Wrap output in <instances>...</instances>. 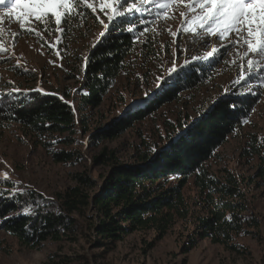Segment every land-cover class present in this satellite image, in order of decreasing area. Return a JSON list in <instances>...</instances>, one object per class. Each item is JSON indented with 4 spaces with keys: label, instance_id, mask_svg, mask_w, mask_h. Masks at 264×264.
<instances>
[{
    "label": "rangeland",
    "instance_id": "374dc122",
    "mask_svg": "<svg viewBox=\"0 0 264 264\" xmlns=\"http://www.w3.org/2000/svg\"><path fill=\"white\" fill-rule=\"evenodd\" d=\"M88 2L93 8L79 4L74 9L76 14L62 24L66 29L62 35L56 30L54 18L50 24L37 25L30 21L21 29L15 16L0 12V47L6 49L0 53V92L13 88L23 92L42 89L39 92L67 95L76 115L74 141L68 145L45 146L44 142L53 140L30 134L16 123L0 121V178L10 179L20 190L32 189L54 197L76 185L78 173H85L99 186L108 171V163H132L147 147L162 146L180 126L217 98L231 92L249 93L247 83H235L247 69V60L242 58L245 48L224 50L221 46L225 41L215 37H209L205 46L198 38L194 39L193 34L184 32L185 18L181 13L186 12V7L179 0L164 9L158 4H140L137 0L138 7L147 9L138 12L145 14L143 21L147 31L141 33L137 49L127 59L101 105L95 109L82 108L78 90L85 56L105 32L104 24L112 14L110 9L102 8L100 0ZM132 2L129 0L119 10L126 11ZM30 27L35 30L29 31ZM217 47L221 51L213 59L193 60ZM192 63L212 67L202 83L181 92L176 99L163 104L114 139L98 145L88 139L89 132L119 117L129 104L147 99L170 77V69L186 68ZM252 91L257 93L258 102L250 116L206 163L216 176L222 177L225 171L236 176L259 219V227L252 234L239 235L234 240L240 245L238 251L203 239L184 253L193 216L178 222L161 239H155L154 231L144 230L108 243L95 237L91 230L95 215L87 209L75 214L78 222L75 232L63 235L58 241L46 240L38 247L21 244L6 233L0 223V264H264V179L256 175L258 167L264 166V85H254ZM61 149L75 154L65 163L56 162L52 154ZM104 149L106 156L112 153L111 160L106 161L104 157V162L95 161ZM183 192L191 209L202 215L194 203L197 188L192 177Z\"/></svg>",
    "mask_w": 264,
    "mask_h": 264
},
{
    "label": "trees",
    "instance_id": "16d2710c",
    "mask_svg": "<svg viewBox=\"0 0 264 264\" xmlns=\"http://www.w3.org/2000/svg\"><path fill=\"white\" fill-rule=\"evenodd\" d=\"M145 18L144 13H136L125 17L123 24L118 19L86 54L78 90L82 108L95 109L101 105L127 59L137 49L145 30V24L139 21ZM133 24L135 30L127 31ZM211 69L198 63L178 69L147 99L129 104L119 117L94 128L88 139L98 145L118 137L181 92L202 83ZM62 98L37 90L11 92L0 97V121L16 123L30 134L53 140L44 142L45 146L71 144L76 133V115L67 95ZM257 102L256 95L236 92L217 98L180 126L162 146L147 147L132 163H108L99 186L85 173H78L76 185L47 197L32 189L15 188L10 179L0 178L1 227L21 244L38 247L46 240L58 241L75 232L78 229L75 214L88 209L95 215L91 226L95 237L114 243L129 233L144 230L154 231L155 239H161L178 222L193 216L184 253L203 239L238 251L240 245L234 240L239 235L252 234L259 227V219L236 176L228 171L222 177L216 176L206 163L250 116ZM74 154L61 149L52 157L65 163ZM111 155L106 156L104 149L94 160L104 162L106 157L109 161ZM256 175L264 179V166L258 167ZM191 177L197 188L194 203L202 215L191 209L183 192Z\"/></svg>",
    "mask_w": 264,
    "mask_h": 264
},
{
    "label": "snow or ice",
    "instance_id": "6c2138e0",
    "mask_svg": "<svg viewBox=\"0 0 264 264\" xmlns=\"http://www.w3.org/2000/svg\"><path fill=\"white\" fill-rule=\"evenodd\" d=\"M128 2L129 0H100L102 8L110 9L112 13L107 17L108 23L104 24L105 30H108L110 25L115 24L118 19L123 24L124 18L131 16L133 12L147 10L138 7L137 0H133L126 11H120L119 9ZM173 2L175 0H162V2L161 0H139L140 4H158L160 9L167 8ZM179 2L186 7V12L181 13L185 18L184 32L193 34L194 39L198 38L199 42L206 46L209 37H215L225 41L221 46L224 50L228 47L245 48L242 58L247 60V69L241 73L240 80L235 83H247L250 86L247 94L256 95L252 87L264 85V0H179ZM81 3L86 4L88 8H93L88 0H0V6H3L0 12L9 17L15 16L21 29L30 21L37 25L45 22L50 24L54 18L56 30L62 35L66 30L62 23L70 15L76 14L74 9ZM139 22L145 23L143 20ZM28 30L34 31L35 29L30 27ZM126 30L133 32L135 25L133 24ZM36 34L39 35V32L36 31ZM106 34L107 31L102 32L101 38ZM172 35L176 36L178 33H172ZM5 51L6 49L0 47V53ZM220 51L219 47L213 48L206 56L193 57V60H210ZM188 63L186 60L185 65ZM177 70V67L170 69L169 76L175 74ZM160 79L163 80V77ZM20 91L19 88H13L7 93L0 92V97ZM245 94L238 93V95Z\"/></svg>",
    "mask_w": 264,
    "mask_h": 264
}]
</instances>
